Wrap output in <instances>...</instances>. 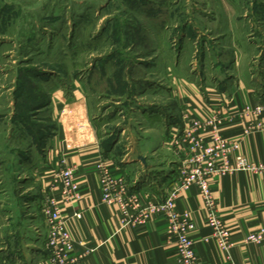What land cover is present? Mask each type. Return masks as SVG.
Returning <instances> with one entry per match:
<instances>
[{
    "label": "rangeland",
    "instance_id": "374dc122",
    "mask_svg": "<svg viewBox=\"0 0 264 264\" xmlns=\"http://www.w3.org/2000/svg\"><path fill=\"white\" fill-rule=\"evenodd\" d=\"M233 56L237 63L224 66ZM263 59L264 0H0V214L12 213L0 241L7 253L22 246L30 223L21 199L39 190L25 156L54 132L49 106L58 89L69 95L79 84L104 148L136 159L166 133L176 68L236 78Z\"/></svg>",
    "mask_w": 264,
    "mask_h": 264
},
{
    "label": "crops",
    "instance_id": "0c3cea01",
    "mask_svg": "<svg viewBox=\"0 0 264 264\" xmlns=\"http://www.w3.org/2000/svg\"><path fill=\"white\" fill-rule=\"evenodd\" d=\"M231 61L235 64L238 59L230 57L224 61V66H232ZM238 65L241 67L239 62ZM249 68L240 69L236 78L225 71L220 75L203 70L179 72L176 68L171 86L174 89L170 90L175 105L162 119L166 122V133L155 137L154 149L152 147L149 153L137 152L136 159L127 158V153L116 150L115 145L104 148L97 124L89 114L86 94L79 84L71 87L69 95L58 89L49 106L54 117V132L48 140L43 138L44 146L40 151L37 149L38 153L27 150L30 156H25V162H29L27 171L33 172L39 193L34 196L29 192L21 199L30 221L26 234L24 230L20 234L23 244L12 248L14 254L9 255L0 241V262L48 264L44 244L47 227L39 205L49 172L63 162L76 166L78 191L76 197L60 204L61 216L71 234L73 251H88L84 264H178L174 238L166 232L165 215L155 212L143 223L123 224L119 203H108L102 197L100 169L96 164L102 161L112 174H123L128 193L140 192L141 204L148 205L165 197L181 159L177 149L181 145L176 139L182 137L183 129L190 126L191 120L200 121L197 133L206 143L211 142L210 135L217 130L224 137L240 140L239 152L247 161L262 160L264 130L246 131V128L252 119L264 120V109L253 118L242 114V109L264 105V63L259 69ZM39 158L37 164H31ZM24 188L30 191L31 186ZM210 188L219 216L229 232L228 250L217 243L203 221V201L195 185L182 192L175 204L176 210L189 213L194 224L190 235L198 264H264V242H244L248 232L264 227V173L224 172L211 179ZM52 194L59 198L57 189L52 190ZM34 206L38 211L33 210ZM81 210V220L74 221L73 214ZM11 214L7 217L0 214V238L5 233V217Z\"/></svg>",
    "mask_w": 264,
    "mask_h": 264
},
{
    "label": "built area",
    "instance_id": "2783aa9c",
    "mask_svg": "<svg viewBox=\"0 0 264 264\" xmlns=\"http://www.w3.org/2000/svg\"><path fill=\"white\" fill-rule=\"evenodd\" d=\"M263 109L262 104L253 108L244 106L242 114H249L253 118ZM199 127H201L200 121L191 120L190 126L183 129L182 137L176 139L181 145L179 154L183 156V159L179 162L177 172L170 181L162 200L142 205L140 192L128 193L127 180L123 174H112L102 161L96 164L100 169L102 197L108 203L114 201L119 203L123 224L143 223L155 212L165 215L166 232L174 238L178 264H198L194 241L190 235L194 224L186 210H176L178 196L193 185L197 187L203 201V221L211 229L212 237L217 243L224 250H228L229 232L219 216L210 181L213 177L229 171L245 170L264 173V158L260 161H247L239 152V139L224 137L214 130L210 135L211 142L206 143L197 133ZM251 129L264 130V120L252 119L246 131ZM75 169L74 164L60 162L49 172L48 183L42 190L40 212L47 227L44 244L48 253L46 258L48 264H84L88 253L87 250L73 251L72 237L60 210L62 202L77 196L78 183L74 175ZM54 189L59 191V198L52 194ZM82 216L81 210L75 212L72 218L74 221H79ZM244 242L254 244L264 242V227L248 232L244 236ZM0 264L3 263L0 262Z\"/></svg>",
    "mask_w": 264,
    "mask_h": 264
},
{
    "label": "water",
    "instance_id": "95a60500",
    "mask_svg": "<svg viewBox=\"0 0 264 264\" xmlns=\"http://www.w3.org/2000/svg\"><path fill=\"white\" fill-rule=\"evenodd\" d=\"M139 158H140V157H139ZM140 160L143 161V158L141 157Z\"/></svg>",
    "mask_w": 264,
    "mask_h": 264
},
{
    "label": "trees",
    "instance_id": "16d2710c",
    "mask_svg": "<svg viewBox=\"0 0 264 264\" xmlns=\"http://www.w3.org/2000/svg\"><path fill=\"white\" fill-rule=\"evenodd\" d=\"M45 104V103H44ZM44 104H42L41 106H43Z\"/></svg>",
    "mask_w": 264,
    "mask_h": 264
}]
</instances>
